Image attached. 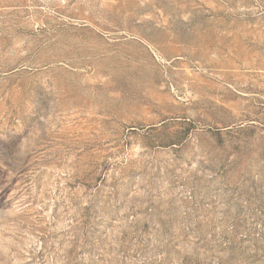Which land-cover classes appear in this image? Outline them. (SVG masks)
<instances>
[{
	"label": "rangeland",
	"instance_id": "obj_1",
	"mask_svg": "<svg viewBox=\"0 0 264 264\" xmlns=\"http://www.w3.org/2000/svg\"><path fill=\"white\" fill-rule=\"evenodd\" d=\"M0 264H264V0H0Z\"/></svg>",
	"mask_w": 264,
	"mask_h": 264
}]
</instances>
